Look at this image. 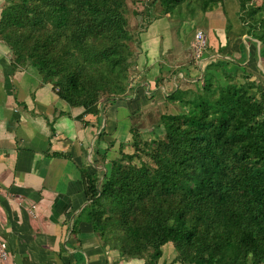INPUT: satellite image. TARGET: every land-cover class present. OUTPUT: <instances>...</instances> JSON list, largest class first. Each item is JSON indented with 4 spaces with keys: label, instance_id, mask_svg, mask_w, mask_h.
I'll return each mask as SVG.
<instances>
[{
    "label": "trees",
    "instance_id": "1",
    "mask_svg": "<svg viewBox=\"0 0 264 264\" xmlns=\"http://www.w3.org/2000/svg\"><path fill=\"white\" fill-rule=\"evenodd\" d=\"M130 2H144L150 19H183V9L195 18L224 0H6L0 39L17 63L53 83L60 99L100 114L98 105L123 99L130 82ZM238 2L264 59V0ZM225 48L206 65L201 92L167 96L185 111L160 117L164 138L142 147L132 132L134 153L113 160L102 182L81 170L88 204L78 217L121 258L160 264L171 243L182 264H264V85L242 66L246 48L237 60ZM72 232H79L77 219Z\"/></svg>",
    "mask_w": 264,
    "mask_h": 264
},
{
    "label": "crops",
    "instance_id": "2",
    "mask_svg": "<svg viewBox=\"0 0 264 264\" xmlns=\"http://www.w3.org/2000/svg\"><path fill=\"white\" fill-rule=\"evenodd\" d=\"M3 3L0 0V15ZM160 41L151 36L143 41L153 64L170 52L158 55ZM156 66L149 75L157 73ZM144 83L149 94L157 89L155 79ZM150 102L148 106H153ZM104 114L88 113L60 99L54 84L43 81L32 65L17 63L12 49L0 39V239L9 253L4 264H144L104 247L85 215L78 217L88 204L81 170L91 169L103 179L109 154L115 151V145L108 151L98 140L107 122H117L115 113ZM76 219L79 232L74 234ZM168 244L160 264H182L174 262L177 253ZM171 249L174 256L166 260Z\"/></svg>",
    "mask_w": 264,
    "mask_h": 264
},
{
    "label": "rangeland",
    "instance_id": "3",
    "mask_svg": "<svg viewBox=\"0 0 264 264\" xmlns=\"http://www.w3.org/2000/svg\"><path fill=\"white\" fill-rule=\"evenodd\" d=\"M257 3L260 4V1ZM5 4L6 0H4L3 6ZM239 9L238 0H224V3L215 7L213 11L207 13L198 11L195 18H191L186 13V9H183L185 16L183 19L177 15L150 19L147 14L145 15L144 2L136 4L130 2L128 4L129 28L136 38V41L132 43L130 82L125 95L129 99L126 100L124 97L123 99L114 98L109 101H102L103 104H107V106L104 105V115L108 116L110 111L111 114L115 113L117 116V122H107L105 134L102 139H99V141H104L107 144L108 151H112V147L115 145V151L109 154L111 159L109 160V168L113 160L121 158L122 153L130 155L134 153L133 133L139 134L142 147L146 143L164 138V129L160 124V117L166 113L177 114L185 111V107L180 103L175 104L168 101L167 96L176 89L189 90L194 93L201 92L205 67L212 60L221 56L219 49L223 46L226 47L223 52L224 55L228 54L236 60L242 57L240 49L244 51L246 48L247 59L242 66L250 75L251 81H257L264 85V59L260 55V44L247 35V27L241 22ZM150 26H154L153 29ZM199 31L206 36V47L200 59L196 57L194 47ZM149 36L161 38L158 55L159 51L162 54L164 50L170 49L168 50L170 52L155 58V64L153 61L150 62L152 58L143 45V41H146ZM255 42L256 46L254 45ZM156 64L154 69L157 73L149 75ZM232 68L230 70L235 71ZM242 76V72L236 74L237 78ZM149 79H155L156 82L157 89L152 94H149V89L145 88L147 84L144 82H149ZM166 80L167 88L161 89L160 86H163ZM216 80L222 83L224 76L218 72L216 73ZM150 101L154 102L153 106H148ZM143 104L144 109L141 112L140 109ZM145 105L147 106L145 107ZM111 107L114 108L111 109ZM128 111L132 112L130 118L127 116ZM131 127L134 129L133 131H131ZM107 131L112 134H107ZM115 132L116 135L114 136L113 133ZM108 151L106 150L105 155L108 154ZM142 158L149 161L145 155H142ZM90 161H93V157H90ZM124 162L127 161L124 160ZM134 162L139 164L138 160ZM104 173H101L103 178ZM103 180L101 179L100 182ZM171 250H167L166 260L172 259L170 254L174 252L173 249Z\"/></svg>",
    "mask_w": 264,
    "mask_h": 264
},
{
    "label": "built area",
    "instance_id": "4",
    "mask_svg": "<svg viewBox=\"0 0 264 264\" xmlns=\"http://www.w3.org/2000/svg\"><path fill=\"white\" fill-rule=\"evenodd\" d=\"M196 57L200 59L206 47V36L203 32L199 31L196 35V42L194 43ZM9 256L7 243L0 239V264H4Z\"/></svg>",
    "mask_w": 264,
    "mask_h": 264
}]
</instances>
